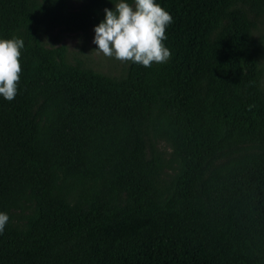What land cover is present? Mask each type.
Listing matches in <instances>:
<instances>
[{
	"label": "trees",
	"instance_id": "trees-1",
	"mask_svg": "<svg viewBox=\"0 0 264 264\" xmlns=\"http://www.w3.org/2000/svg\"><path fill=\"white\" fill-rule=\"evenodd\" d=\"M117 2L0 0V264H264V0H156L170 59L119 78L41 46Z\"/></svg>",
	"mask_w": 264,
	"mask_h": 264
},
{
	"label": "clouds",
	"instance_id": "clouds-1",
	"mask_svg": "<svg viewBox=\"0 0 264 264\" xmlns=\"http://www.w3.org/2000/svg\"><path fill=\"white\" fill-rule=\"evenodd\" d=\"M104 12V21L94 29L97 53L145 68L170 59L171 53L164 41L173 18L156 0H133L132 4L118 0L114 10ZM23 48L24 41L20 38L0 39V97L8 102L18 94ZM9 220L7 213L0 212V234Z\"/></svg>",
	"mask_w": 264,
	"mask_h": 264
},
{
	"label": "rangeland",
	"instance_id": "rangeland-1",
	"mask_svg": "<svg viewBox=\"0 0 264 264\" xmlns=\"http://www.w3.org/2000/svg\"><path fill=\"white\" fill-rule=\"evenodd\" d=\"M259 32H264V20L258 27ZM95 31L89 29L85 32H70L56 28L44 33L40 38V44L44 49L63 48L61 62L65 64H80V67L89 69L92 72L112 78L122 76L128 63H121L115 58L105 57L97 53V46L93 43ZM261 68V83L264 84V63H259ZM157 147L162 150L164 145L157 142Z\"/></svg>",
	"mask_w": 264,
	"mask_h": 264
}]
</instances>
